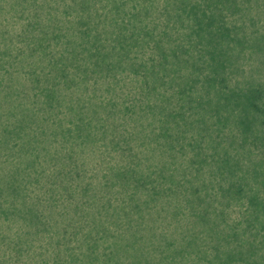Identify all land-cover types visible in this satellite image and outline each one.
Returning a JSON list of instances; mask_svg holds the SVG:
<instances>
[{
  "label": "trees",
  "instance_id": "trees-1",
  "mask_svg": "<svg viewBox=\"0 0 264 264\" xmlns=\"http://www.w3.org/2000/svg\"><path fill=\"white\" fill-rule=\"evenodd\" d=\"M184 17L175 39L168 21ZM168 64L221 182L205 181L203 159L192 178L171 169L179 149L205 158V136L161 138L170 127L149 99ZM262 73L264 0H0V264H194L191 247L201 263L215 190L245 206L231 234L250 238L241 264H264ZM86 162L102 172L84 175Z\"/></svg>",
  "mask_w": 264,
  "mask_h": 264
},
{
  "label": "rangeland",
  "instance_id": "rangeland-1",
  "mask_svg": "<svg viewBox=\"0 0 264 264\" xmlns=\"http://www.w3.org/2000/svg\"><path fill=\"white\" fill-rule=\"evenodd\" d=\"M63 6H64V4H63ZM63 6L61 8H63ZM166 19L167 18L162 19V22L159 23L161 28L166 26ZM184 19H185V22H178V20H175L174 18L172 20L168 21V22H172V24H171L172 28L170 30V33L172 34L173 38L176 39L178 37V35L182 32V30H189L190 29L189 28V17H184ZM228 19H229V17L227 18V20ZM158 21H160V20L158 19ZM183 24L185 25L184 27L182 26ZM11 29H12V26L10 27V30ZM178 45H180V44H178ZM162 46L164 47V49L165 48L170 49L171 47H175L177 45H174L173 43H168L166 39H163ZM198 48H199V46L197 47V49ZM195 50H196V48H195ZM170 59H172V58H170ZM160 71H161L159 73L160 81L157 84L158 90H156V92L158 94H155L152 97L149 96L151 99H149L148 97H147V99L153 101L154 106L161 107V108H159V111L161 114L160 119L163 122L164 126L166 125L167 127H170V132L169 133H163L161 135L162 136L161 138L163 140H165L168 138L169 135H172L173 137H175V140L183 143L182 138L184 136V139L187 140L186 141L187 143L193 142V144H194L196 141V138H198L199 132L205 136V143H204L205 158L204 157H202V158L197 157V155L200 152V149L198 147H193V149L186 147V148H184V150L179 149L178 153H176V155H173L171 153L174 156V158H172L170 160V163L175 162V165L173 166V168H171L172 171L177 169V172H176L177 179H179L181 177L183 178V176H182L183 171L187 166H189V169L187 170V173H188L187 175H190L192 173V175L190 177V178H192L193 176H195V173H194L195 170L194 169H197V167H198L197 165H199L201 167L202 164L199 161H200V159H203L202 160V163H203L202 167H203V173H205V181L210 182V183L213 182L212 184H215L217 182H221L220 181V177H221L220 173L210 174V170L215 171L214 169L216 168V164H218L217 160L214 157H211V154H213V151H214V140L209 136V132H207L206 129H205V131H201V129H204V128L200 127L201 124L192 123L194 121L193 120V118H194L193 114L194 113L192 112L194 104L187 103L184 105L183 104L184 102H182V101H186L185 97H183L181 94L177 93L178 90L173 91L172 90L173 87H170V85H172V83H173L174 77H176V75L174 74V67H172L171 64H168L166 69L164 68V70H163L162 68H160ZM257 77L264 80V74L263 73H262V75H260V74L257 75ZM175 84L178 85V82H176ZM140 94H142L141 91H140ZM140 94H139V98L141 100H143V95L141 96ZM162 108L164 109V111L166 109H170L173 111L171 118H169L167 116L166 112L164 114H162ZM183 108L186 109L184 116H182V114L180 112L183 110ZM187 113H189V120H188V114ZM207 113H209V111H207V112L205 111V115ZM149 120H154V119L149 118ZM207 120H210V119L207 118ZM212 120H213V118H212ZM232 120H234V119H232ZM206 126L207 125H205V127ZM181 131H182V133H181ZM179 132L182 135H180ZM238 132L239 131H236L235 133L238 134ZM225 133L229 137L234 136L231 133L230 129H227L225 131ZM255 133H256V131H254L252 135H255ZM213 137H216V133H214ZM59 144H61V136H59L58 142L55 143L56 147ZM136 145H137V143L133 142L134 151L138 152L139 149H137ZM176 146H178V145H176ZM166 153H167V151H165L163 154L160 155L163 160L165 158ZM86 165H88V166L86 167V170L84 171V175H85V173H90L92 175H94V174L98 175L99 173L102 172L101 169H98L96 167H92L87 162H86ZM256 169H257L258 173L262 174V177H263L264 176V167L256 168ZM247 170H250V173H252L253 172V166L247 167ZM84 175H83V178L85 181ZM262 195L263 194H261V193L259 194V196H262ZM214 196H217V203L221 204V206L217 205L219 213L213 215V217L217 220V224H218L219 228L217 231H206L205 232V247L202 244L200 245V248L202 249L203 254H205V258H204L205 260H202L200 263L199 256L197 255L198 253L195 251L198 249H196L194 247L189 248V254L191 256L189 258L191 259V262H195L197 260V262L194 264H241L243 262L239 258L240 251L242 250V249L240 250L241 242H242V240H249L250 238L246 237V236H242V237H240V239L236 240V237L231 236V234L234 232V228L236 226H238L236 228V230L240 231V229H239L240 224L242 223V226L245 225V222H246L245 218L246 217H242V212L244 213L245 206H242L239 204L233 205L232 202H230L228 200V198L226 197V194L220 192V190H215ZM89 202L91 203L92 201L90 200ZM242 204H248V203L245 200ZM63 212L64 211L62 210V208L57 209V213L59 214L58 215L59 218L63 217L62 216V215H64ZM261 219L264 221V214H261ZM193 220L194 219L189 218V217L183 218V221L185 223H188L189 227L192 226ZM107 223L108 222L105 221V225H106V228H107L108 233H109L108 240L114 241L115 238L117 237L116 234L118 233L117 232L118 230L116 229V227H113L110 224L107 225ZM211 227H212V224H209L207 226V230ZM197 228L198 227H196V229ZM191 229H192V227H191ZM86 230L89 231L90 229L86 228ZM160 231H162V228L160 229ZM260 231L262 232V228L260 229ZM176 236H178V235L176 234ZM239 244H240V246H239ZM101 246H102V244H100V247ZM204 250H205V253H204ZM236 252H238V254ZM263 252H264V249H262L260 251V253H263ZM203 257H204V255H203ZM255 259H257V258H253V260H255ZM253 260L247 259V260H245V263L253 264Z\"/></svg>",
  "mask_w": 264,
  "mask_h": 264
}]
</instances>
